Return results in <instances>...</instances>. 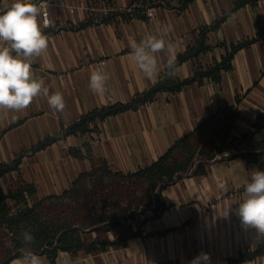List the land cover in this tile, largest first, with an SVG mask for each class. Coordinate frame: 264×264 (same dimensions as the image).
<instances>
[{"label":"crops","instance_id":"0c3cea01","mask_svg":"<svg viewBox=\"0 0 264 264\" xmlns=\"http://www.w3.org/2000/svg\"><path fill=\"white\" fill-rule=\"evenodd\" d=\"M67 3L75 8L74 12L51 8L52 26L43 31L49 37L48 49L32 64L34 77L44 81L50 95L62 93L65 109L55 111L41 96L25 110H0V165L11 162L19 151L59 132L62 125L72 124L88 111L109 103L129 102L136 93L152 87L166 68V57L157 55L160 73L147 79L131 57V40L140 42L147 34H156L159 27L170 25L165 39L175 45L177 58L195 41L201 27L222 19L208 33L209 43L215 47L179 66L176 75L185 79L194 74L196 63L220 60L226 52L223 42L229 45L260 38L235 54L232 69L222 73L220 83L205 79L176 93L162 92L137 110L98 122V131L71 135L23 159L21 174L36 184L40 197L59 194L91 167L88 159L70 155V147L89 144L95 155L106 159L114 169L134 172L157 160L209 116L236 104L237 95L240 98L239 115L226 140L228 146L210 162L205 176L189 172L164 186L162 197L168 207L162 215L147 219L153 215L148 210L133 221V229L140 230L141 235L124 247L114 245L105 252L81 251L73 256L62 251L54 262L38 255L42 264H191L201 253L210 257L201 264H264V254L230 262L246 249L264 248V236L245 228L237 214L245 198V185L251 173L259 170L255 162L245 160L240 153L264 150V0ZM136 8L141 14L150 8L154 16L145 19L137 14L128 18L120 15L134 13ZM90 18L93 24L76 28ZM103 18L108 21L101 22ZM94 69L105 71L109 77L104 95L93 94L89 88ZM227 151L230 154L226 155ZM28 166L33 167L36 177L24 172ZM167 229L170 231L159 233ZM94 237V233L90 235V239Z\"/></svg>","mask_w":264,"mask_h":264},{"label":"trees","instance_id":"16d2710c","mask_svg":"<svg viewBox=\"0 0 264 264\" xmlns=\"http://www.w3.org/2000/svg\"><path fill=\"white\" fill-rule=\"evenodd\" d=\"M134 13L126 11L120 15L128 18L137 14L147 18L139 8ZM221 21L197 31L195 41L177 56V70L183 62L196 60L215 47L209 43L208 33L217 28ZM94 22L90 18L76 28L81 29ZM259 38L260 35L229 45L223 42L221 45L225 46L226 52L221 59L205 65L196 63L195 72L189 78L180 79L176 74L169 76L165 68L152 87L136 93L129 102L109 103L94 108L72 124L62 125L59 132L47 135L30 148L19 151L11 162L2 163L0 180L4 186L0 185V264H11L20 258L19 250L24 246L20 238L22 231H29L34 236V242L30 245L32 251L36 255H45L50 262H54L62 251L73 256L81 251L89 254L105 252L114 245L124 247L129 240L141 235L140 230L133 229V221L137 215L148 210L153 211V215L147 219L162 215L168 207L162 197L164 186L189 172L195 176H205L210 162L228 146L226 140L239 115L238 95L236 104L215 112L176 140L157 160L134 172L114 169L106 159L95 155L89 144L70 147L69 154L77 159H88L90 169L81 172L63 192L40 197L36 184L21 174L23 159L71 135L98 131V122L127 110H137L154 101L162 92L176 93L195 82L203 83L205 79L220 83L222 73L232 69L235 54ZM240 156L255 162L259 170L264 171V150L248 151L240 153ZM93 233L95 237L90 239ZM263 254L264 248L246 249L230 262L252 260Z\"/></svg>","mask_w":264,"mask_h":264},{"label":"clouds","instance_id":"9594fccd","mask_svg":"<svg viewBox=\"0 0 264 264\" xmlns=\"http://www.w3.org/2000/svg\"><path fill=\"white\" fill-rule=\"evenodd\" d=\"M40 6L32 0H14L11 4L0 7V110L22 111L27 109L38 97L47 98L50 108L62 112L65 99L59 91L49 94L44 81L34 77L32 64L35 58L46 52L49 37L44 34L39 21ZM44 27L49 21L44 20ZM171 26H161L156 34H147L140 42L131 40V57L138 69L147 79H153L160 73L158 54L166 57L167 75L176 74L175 45L165 37ZM109 77L101 69L90 73L89 88L96 95H104ZM244 199L239 203L237 214L242 225L255 229L259 236H264V171L254 170L251 180L245 185ZM20 238V258L12 264H42L30 245L34 236L29 231H22ZM207 253L195 257L191 264L209 261Z\"/></svg>","mask_w":264,"mask_h":264},{"label":"built area","instance_id":"2783aa9c","mask_svg":"<svg viewBox=\"0 0 264 264\" xmlns=\"http://www.w3.org/2000/svg\"><path fill=\"white\" fill-rule=\"evenodd\" d=\"M14 0H0V7H3L5 4H11ZM33 3L40 6L41 14L39 16V21L41 23L42 31L50 28L52 26V19H51V8L52 7H60V8H68L70 12H74L75 8L68 5L67 0H32ZM147 17H153L154 13L153 10L147 8L144 12ZM44 20L49 21V25L44 27ZM226 155L230 154L229 151L225 152Z\"/></svg>","mask_w":264,"mask_h":264},{"label":"rangeland","instance_id":"374dc122","mask_svg":"<svg viewBox=\"0 0 264 264\" xmlns=\"http://www.w3.org/2000/svg\"><path fill=\"white\" fill-rule=\"evenodd\" d=\"M25 173L29 174L32 176V177H36V174H35V171L33 169L32 166H28V168H26V170L24 171ZM0 185L4 186V183L3 181L0 180Z\"/></svg>","mask_w":264,"mask_h":264}]
</instances>
